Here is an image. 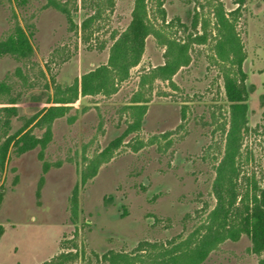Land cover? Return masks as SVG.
<instances>
[{
	"label": "rangeland",
	"instance_id": "1",
	"mask_svg": "<svg viewBox=\"0 0 264 264\" xmlns=\"http://www.w3.org/2000/svg\"><path fill=\"white\" fill-rule=\"evenodd\" d=\"M61 1L79 6L74 18L78 25L93 12L88 1ZM157 1L148 0L152 14ZM220 1L226 13L237 7L234 0ZM161 2L166 20L180 17L190 23L193 3ZM44 3L0 1V39L11 29L14 14L33 51L26 66L9 56L0 58V81L14 79L18 84L11 94H20L7 131L16 143L0 171V264H108L103 255L109 251L140 256L134 263L143 264L162 245L185 238L214 204L212 183L224 151L222 127L229 103L214 49L212 5L204 2L202 9L208 21L206 42L193 45L190 62L171 81L141 84L142 75L164 62V46L149 35L139 63L114 93L79 95L47 133L39 118L55 104V86L70 85L107 62L113 36L131 20L134 0H114L87 31L71 29L63 13L43 8ZM154 22L160 24L158 18ZM235 29L245 54V83L251 88L241 174L264 186V0H244ZM21 65L32 86L14 76ZM139 91L148 99L141 127L82 182L89 161L132 122L128 106ZM6 101L0 95V107ZM250 246L246 235L227 240L201 264H257Z\"/></svg>",
	"mask_w": 264,
	"mask_h": 264
},
{
	"label": "trees",
	"instance_id": "2",
	"mask_svg": "<svg viewBox=\"0 0 264 264\" xmlns=\"http://www.w3.org/2000/svg\"><path fill=\"white\" fill-rule=\"evenodd\" d=\"M84 1L89 2L93 12L80 25L74 21L78 5L69 4L68 1L45 0L43 8L52 7L63 13L71 29L87 31L102 17L104 11L111 10L114 0ZM186 1L194 4L189 24L180 17L166 20L161 0L157 1L154 14L150 12L148 0H134L131 20L120 34L113 36L107 62L86 72L79 79L76 78L70 85H56L53 96L55 104L43 112L39 121L47 125L48 133L51 122L62 116L79 95L114 93L118 84L128 78L130 69L139 63L145 39L149 35L156 37L158 43L164 46V62L142 75L141 84L154 79L171 81L176 71L190 62L193 45L206 42L208 21L202 17V9L205 3L212 5V25L216 31L214 49L222 64L224 94L229 103L228 118L222 127L225 134L224 151L215 166L212 183L214 204L204 221L185 238L174 244L171 242V246L162 245L160 252L150 254L151 259L141 261L143 264H201L221 243L227 240L238 241L242 235H246L251 243L250 251L258 257L257 264H264V186L253 177L241 174V145L243 135L248 131L247 97L251 88L245 83L246 74L242 68L245 54L235 29V21L244 0H234L237 7L228 13L220 0ZM13 16L11 29L0 39V58L9 56L26 66L32 58V47L24 28L14 14ZM152 17L158 18L160 24H155ZM199 25L202 32H198ZM22 65L16 67L14 76L22 83L32 86L24 75ZM16 83L12 78L0 81V95L7 96L6 104L0 107V171L10 145L12 142L16 143L13 141L14 135L7 132L11 118L17 114L16 102L20 94H11ZM147 102L148 99L142 92L135 94L133 104L128 106L133 115L132 122L109 146L89 161L87 169L82 172V182L95 174L99 164L111 157L113 150L131 131L141 127ZM77 201L78 188L75 186L71 195L73 211L76 210ZM139 247L140 251H144L145 246ZM151 247L154 249L156 246ZM103 259L108 264H135L134 261H138L140 256L132 258L127 254L109 251L103 255Z\"/></svg>",
	"mask_w": 264,
	"mask_h": 264
}]
</instances>
